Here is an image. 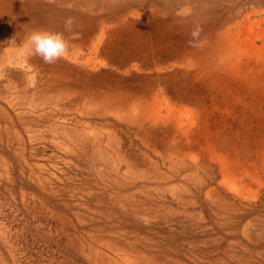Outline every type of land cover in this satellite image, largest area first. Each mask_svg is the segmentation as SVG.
I'll return each instance as SVG.
<instances>
[{"label": "rangeland", "instance_id": "obj_1", "mask_svg": "<svg viewBox=\"0 0 264 264\" xmlns=\"http://www.w3.org/2000/svg\"><path fill=\"white\" fill-rule=\"evenodd\" d=\"M0 264H264V0H0Z\"/></svg>", "mask_w": 264, "mask_h": 264}, {"label": "clouds", "instance_id": "obj_2", "mask_svg": "<svg viewBox=\"0 0 264 264\" xmlns=\"http://www.w3.org/2000/svg\"><path fill=\"white\" fill-rule=\"evenodd\" d=\"M73 18L69 17L65 21V31L69 36L63 33L49 31H33L26 40V46L32 55L38 56L46 64H53L62 59L70 50V42L80 39V33L73 31ZM200 30L192 32L193 39L189 41V46L199 47L198 43Z\"/></svg>", "mask_w": 264, "mask_h": 264}]
</instances>
